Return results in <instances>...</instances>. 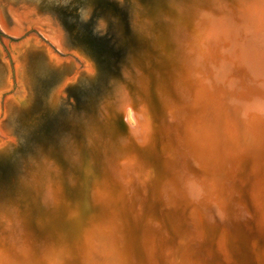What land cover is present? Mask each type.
Listing matches in <instances>:
<instances>
[{"label":"water","instance_id":"95a60500","mask_svg":"<svg viewBox=\"0 0 264 264\" xmlns=\"http://www.w3.org/2000/svg\"><path fill=\"white\" fill-rule=\"evenodd\" d=\"M0 264H264V0H0Z\"/></svg>","mask_w":264,"mask_h":264}]
</instances>
